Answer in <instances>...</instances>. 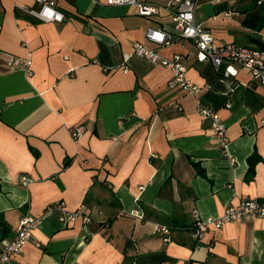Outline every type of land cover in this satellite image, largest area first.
<instances>
[{"label": "crops", "instance_id": "0c3cea01", "mask_svg": "<svg viewBox=\"0 0 264 264\" xmlns=\"http://www.w3.org/2000/svg\"><path fill=\"white\" fill-rule=\"evenodd\" d=\"M54 1L60 22L29 14L36 0H0V248L21 218L42 217L8 264H264V215L197 240L191 232L196 216L264 200V86L236 64L224 76L226 62L197 61L168 0H140L161 6L149 15L106 0ZM200 1L195 19L217 44L264 45V28L242 23L246 1ZM147 28L172 38L159 53L179 56L197 95L169 88V68L131 55L134 41L156 46ZM198 104L227 127L225 152ZM57 201L91 221L62 224L46 210Z\"/></svg>", "mask_w": 264, "mask_h": 264}, {"label": "built area", "instance_id": "2783aa9c", "mask_svg": "<svg viewBox=\"0 0 264 264\" xmlns=\"http://www.w3.org/2000/svg\"><path fill=\"white\" fill-rule=\"evenodd\" d=\"M39 3L37 8L27 9V12L42 21H62L63 12L56 8L54 0H36ZM219 2L220 0H216ZM233 1V0H229ZM264 0H257L261 3ZM108 4L114 5H134L137 7L139 14L149 15L156 13L160 9V5L141 2L140 0H106ZM174 4L176 7L172 11V20L174 28L178 36L183 39L191 40L196 48V60L199 62H210L215 70L218 69L222 62H226L227 66L223 72L224 76L236 74L234 64L246 68L250 74L257 79L258 83L264 86V47H250L240 45L235 42L217 44L211 31L197 22L195 19V0H168V5ZM223 15L229 17L237 14L235 10H223ZM145 38L154 42L155 47L149 48L141 41L132 43L131 55L141 57L152 64H160L169 68L170 77L167 82L169 88H178L183 92L197 95L201 90V86L187 76V67L180 61L178 55L171 58L164 57L159 53V47L167 45L172 41L169 34L162 29L147 28L144 32ZM127 59V56H125ZM11 67H16L19 60L14 57L8 59ZM25 68L30 73V62H25ZM126 72V66H123ZM197 110L203 120L210 123L213 137L217 144L225 152L228 141L227 127L223 123L218 113L207 105L198 104ZM74 136H79V132H74ZM21 182L27 184L30 179L26 176L21 177ZM46 210L57 214L59 221L67 225L76 220H80L83 224L91 221L90 214L82 209L69 210L62 201L51 203ZM142 217V214H137ZM264 215V200L260 199H244L235 205L228 206L218 216H207L206 218L195 217L191 226L192 237L200 239L209 227L215 229L221 228L225 223L235 221L249 216ZM41 216L26 215L21 218L16 226L15 233L11 238L3 242L0 248V264H8L9 258L21 250L23 244L30 238L32 231L41 223ZM157 230L164 233L169 232V226L164 224L157 225ZM169 240V237H165Z\"/></svg>", "mask_w": 264, "mask_h": 264}, {"label": "trees", "instance_id": "16d2710c", "mask_svg": "<svg viewBox=\"0 0 264 264\" xmlns=\"http://www.w3.org/2000/svg\"><path fill=\"white\" fill-rule=\"evenodd\" d=\"M246 3L242 6V12L245 13V17L242 21L243 25L254 32L260 31L264 28V1L257 3V0H242ZM264 47V45H261ZM258 156L253 154L249 157V171L254 169V165L258 160Z\"/></svg>", "mask_w": 264, "mask_h": 264}, {"label": "rangeland", "instance_id": "374dc122", "mask_svg": "<svg viewBox=\"0 0 264 264\" xmlns=\"http://www.w3.org/2000/svg\"><path fill=\"white\" fill-rule=\"evenodd\" d=\"M233 1H234V0H233ZM200 2H201V1L198 0V2H197V4H196V8H197V9H200ZM254 43H255V42H252L251 45H253ZM6 240H7V239H3L2 242L6 241Z\"/></svg>", "mask_w": 264, "mask_h": 264}]
</instances>
